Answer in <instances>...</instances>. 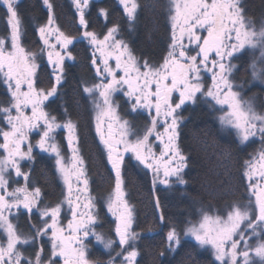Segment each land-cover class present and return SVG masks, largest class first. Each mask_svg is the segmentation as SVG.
Instances as JSON below:
<instances>
[{
	"label": "snow or ice",
	"instance_id": "1",
	"mask_svg": "<svg viewBox=\"0 0 264 264\" xmlns=\"http://www.w3.org/2000/svg\"><path fill=\"white\" fill-rule=\"evenodd\" d=\"M72 2L83 29L82 39L94 49L92 65L101 81L92 86L85 85L83 91L92 98L96 133L115 174L114 191L108 197L106 207L115 217L114 231L118 240L95 230L98 217L93 211V198L89 195L87 202L81 203L89 181L77 125L71 119L60 123L56 116L46 111L60 96L65 60L73 59L69 46L73 45L74 38L53 27V4L43 0L48 17L46 25L38 27L37 31L43 42L41 57L46 52L54 82L50 89L39 88L37 55L27 52L21 44L18 0H0L9 27L8 37L0 38V85L6 87L11 97L8 106H0V121L7 125V129L0 127V264H90L86 241L91 239L109 254L107 264H117L121 257L119 264H138L139 253L134 242L140 238V233L133 231V209L124 191L122 166L125 154L130 153L139 165L152 172L154 187L157 184L165 188L173 187V183L185 185L187 158L178 144L181 127L187 120L182 113L189 105H197L201 98L213 111L220 113L217 120L222 128L235 130L241 144L257 135L264 141V114L241 98L240 92L234 90L238 86L232 80L238 70L233 61L241 59L249 49H260V62L264 65V24L257 30L246 18L240 0H169L170 42L162 63H153L150 56H137L129 42L116 39L118 26L109 28L100 39L88 30L86 10L90 0ZM119 3L131 32L138 4L136 0H119ZM99 15L106 17L107 10L100 9ZM52 36L56 37V44L51 42ZM110 59L115 60V67L110 64ZM250 68L253 79L264 83V67L258 68L253 61ZM209 73L212 83L206 86V74ZM118 91L127 97L131 106L129 114L148 112L150 125L142 136L133 132L130 122L120 117L117 107L113 106L112 95ZM29 108L30 115L25 111ZM114 126H118L116 131ZM57 129L67 133L70 164L65 162L61 146L56 142ZM33 132L39 135L35 145L30 140ZM153 135L162 145L159 155L150 142ZM133 136L136 138L132 139ZM23 145H27L26 150ZM34 149L55 158L57 172L67 190L64 201L56 206H40L41 189L33 186L30 171H23V162H34ZM259 160L264 162V150L259 153ZM245 169L242 179L249 181L250 192L247 203L229 204L226 216L212 215L201 208L200 220L189 222L184 228V235L191 237L196 245L212 250L217 264H255L254 257L264 264V163L260 164L259 179L255 183L256 166L247 163ZM12 173L16 178H23L22 186L11 188ZM14 182L19 184L18 179ZM64 203L73 217L68 223L67 234L59 221ZM156 207L160 208L158 199ZM24 215L30 229L26 234L19 229L18 223L13 222V218ZM37 215L39 220L33 223V217ZM160 220L164 221L162 213ZM49 231L51 252L47 260L42 245L34 255L26 256L21 247L34 246L37 239L43 240ZM166 240L169 250L174 251L179 246L180 233L176 225L169 228ZM117 246L120 251L111 255Z\"/></svg>",
	"mask_w": 264,
	"mask_h": 264
},
{
	"label": "trees",
	"instance_id": "2",
	"mask_svg": "<svg viewBox=\"0 0 264 264\" xmlns=\"http://www.w3.org/2000/svg\"><path fill=\"white\" fill-rule=\"evenodd\" d=\"M53 4V16L56 28L58 27L65 35L73 37L75 44L70 47L72 62L68 68V80L60 88L62 97H65L66 90L69 88L75 116L78 118L80 126L81 148L83 156L88 159V164L93 175L88 178L91 184V193L89 194L95 203L97 220V232H102L106 237L114 238V222L105 212L106 198L112 190L115 176L109 173V168L103 162L100 153L101 147L92 137V129L88 124V118L84 115V105L81 104V86L92 85L96 82V75L84 61V55L81 44H88V41L82 40V29H80L78 19L68 7L71 3L68 0H50ZM258 4L261 7L264 0L254 1L253 6ZM261 3V4H260ZM43 0H22L17 3V9L22 21V39L21 44L29 51L37 52L39 63L42 65L41 44L37 38V29L46 25L48 10L45 8ZM86 19L89 21L88 30L91 28V18L86 13ZM155 21V19H154ZM151 17L147 20L144 30L141 32L142 47L155 50L156 25ZM6 11L0 8V30L7 28ZM32 24V27H31ZM32 28V30H31ZM80 41V42H79ZM79 42V43H76ZM85 51H88L84 47ZM42 67V66H41ZM41 85L43 89L51 88L50 75L47 69L41 68L39 71ZM6 87L0 85V106H8L10 97L6 96ZM49 104V109L51 108ZM66 118V117H65ZM189 129L192 132L189 143L182 138L186 147L191 148V152L186 154L189 158L191 167L184 169V179L187 183L183 186L173 183V187L165 188L151 184V177L146 171L136 175L130 172L131 166L138 169L136 163L130 164L128 168L122 166V175L124 179V191L129 205L135 212V225L133 231L140 233V238L134 242L138 251V264H212L209 253L200 251L191 241H181L179 246L169 254L165 250L167 232L172 225L177 226L179 233L185 223L195 221L201 214L200 209L215 215H223L228 205L242 198L243 185L241 184L240 167L237 160L246 156L248 146L241 147L239 144L231 147L227 142L216 139L213 127L205 119L192 120ZM225 137V133L223 134ZM230 140V137H229ZM38 161L44 160L40 166L41 180L43 176L49 174L52 176L49 167L51 160L45 155L36 158ZM46 163V164H45ZM130 167V168H129ZM157 199L160 202V208L157 209ZM104 200V201H103ZM220 207H225L224 213ZM164 216L161 222L160 215ZM151 230V231H149ZM130 250V248H128ZM120 251L117 246L115 252ZM87 256H90L94 262L107 264L109 254L105 252L102 255L100 246L88 242Z\"/></svg>",
	"mask_w": 264,
	"mask_h": 264
},
{
	"label": "flooded vegetation",
	"instance_id": "3",
	"mask_svg": "<svg viewBox=\"0 0 264 264\" xmlns=\"http://www.w3.org/2000/svg\"><path fill=\"white\" fill-rule=\"evenodd\" d=\"M22 0H18V3L21 2ZM254 1H259V0H254ZM138 4L137 12H136V21L133 30L130 32L129 31V22L123 12V6L119 3V0H90V6L86 10V13L89 14V17L91 18L90 24L92 25L91 28L93 32H95L99 38L103 39V36L107 34V31L109 28L113 26H118V33L116 35V39H122L125 40L126 42H129L131 46L135 50V54L137 56H150L153 63H162L164 56L167 54L168 50V44L170 42V25H169V20H168V2L169 0H136ZM241 8L243 9L245 16L247 19L252 21L253 26L259 30L260 29V22L264 24V4L261 5V7L258 6L259 3L253 4V0H240ZM261 4V3H260ZM3 8V7H0ZM70 11H72L76 18L78 19L76 9L72 8L71 6L68 7ZM4 9V8H3ZM100 9H106L107 10V16H101L99 15V10ZM5 10V9H4ZM153 18V21L155 19V35L156 40L155 44L157 42V45L155 46V50H151L147 47H142V37H141V32L145 28V24L147 20L150 18ZM7 21V18H6ZM7 28L4 31L0 30V38H5L8 37L9 35V28L8 24ZM32 27V24H31ZM82 29V28H80ZM32 30V28H31ZM83 32V29H82ZM37 33V32H36ZM82 39V37H81ZM83 40V39H82ZM74 40V43L75 44ZM80 42V41H79ZM76 42V43H79ZM82 45V51L84 55V61H86L87 65L90 67L91 71L95 73L96 75V70L95 67L92 65V53L94 51L93 48L89 46V44H81ZM73 46L70 45L69 48ZM84 47L88 51L83 50ZM27 50V49H26ZM29 53H34L37 55V60L36 63L38 65L37 69V86L39 88H42L41 85V79H40V74L39 71L41 68L47 69L48 74L50 75V82L51 84L54 82V78L51 77V66L48 65L47 63V56L44 54L42 56V65L39 63V57L38 53L32 52V51H27ZM41 52V51H40ZM260 49H255L252 50L249 49L244 52L243 56L239 60H234L233 63L238 65V70L234 72L232 76V80L234 85H237L234 90L240 92L241 98L244 101L250 102L254 109L261 114H264V83H261L260 80H255L254 82H251L252 80V75H251V68L250 65L252 64L253 61L257 63V67H264V65L261 64L260 62ZM96 58L99 60V52L96 53ZM110 64L115 67V60L110 59ZM71 62H66L65 61V73H64V81L63 85L66 84V80H68V68L71 65ZM42 66V67H41ZM100 67L102 68L103 65L101 64ZM99 78L96 76V82L99 83ZM65 83V84H64ZM212 83L211 81V74H206V79H205V84L206 86H210ZM84 85L81 86V104L84 105V115L88 118V124L91 126L90 122V110H89V104H88V96L84 93L83 91ZM63 90V88L61 87ZM70 90L69 88L66 90V96L62 97V93H60V96L55 100V102L52 103L51 108L49 109V106L46 108V111L50 112L52 115L56 116L58 120L60 119L61 116H68L69 119H71L76 125H77V134L80 140L81 144V137H80V126H79V121L78 118L75 116L74 112V105L72 102L71 94H69ZM112 102L115 104L117 107V112L120 117L123 119H126L130 122L131 127L134 129V131L142 135L144 133V130L146 127L150 125V119L148 116V112L145 110L142 115H136L135 113H130L131 111V106L129 103H127V97L123 95L122 91H118L112 95ZM47 103V102H46ZM214 103V102H213ZM63 105V106H61ZM219 107V106H217ZM65 108L67 109V115H65ZM226 109V106H225ZM29 109L27 110V112ZM184 117L187 118L186 122L183 124L180 130V136L178 139V144L179 147L181 148V151L183 155L187 158L186 154L191 152V148L189 146L186 147L185 143H183L182 138L185 139L186 143L190 141V137L192 135L191 130L189 129V126L191 125L192 120L195 119H205L208 120V122L211 124L213 127V130L215 131V137L217 140L222 141V142H227L228 144L231 145L232 148L236 150L234 146H237L238 143L237 141H234V138L232 135L230 136H225L224 137V131L219 128L218 121L216 120L217 117L220 115L219 112L213 111L212 108L209 106L208 103H205L203 98L198 102L197 105H189L188 109L182 113ZM162 124V121H161ZM92 129V126H91ZM159 130L162 132L163 127H159ZM115 131V129H114ZM143 132V133H142ZM138 134V135H139ZM96 137V136H95ZM230 137V140H229ZM96 140L100 146V142L96 137ZM150 140L153 141L152 147L153 150L156 152L157 155H159V152L161 150L162 145H160L159 141L155 139V136L153 135ZM261 144V138L255 140L254 137L251 139V142L248 144V151L249 154H252V162L254 160H257V162H253V164L256 166L257 172L256 176L254 178V181L259 179V171H260V164L264 163L259 160V152L262 151L259 149V146L257 147V144ZM263 144V143H262ZM261 144V145H262ZM82 145V144H81ZM154 145V146H153ZM234 145V146H233ZM101 147V153L100 156L105 163V166L109 168V173H112L114 176V172H112L111 165L107 161V154H104L103 147ZM82 149V156H83V148ZM259 149V150H258ZM43 154H38L36 153L35 160L34 162H23V171L29 172L31 175V182L34 187H39L41 189V207L44 205H49V206H56V204L60 203L61 201H64L65 196L67 194L66 189L62 188L60 181L57 179V174L53 170V161L51 160V165L49 171H51V175L46 174L44 179L41 180V176H39L40 171V166L44 164V160L38 161L36 158L41 156ZM255 157V158H254ZM84 159V167H85V172L87 179L93 175L91 172V169L88 164V159L83 156ZM132 163H136L138 166V169H135V166H131L130 172L132 169V172L136 175H139L140 172L145 171L146 169L142 166L139 165L138 162H136L131 156L125 154V161L123 166L128 168V165L130 164V161ZM238 165L240 166L242 164L241 160H237ZM46 164V163H45ZM191 167V164L189 163V158H187V167ZM185 168V169H186ZM131 172V173H132ZM240 173V172H239ZM241 175V173H240ZM19 180V184L15 183L14 181ZM88 191L87 195L91 193V184L90 180H88ZM10 183H11V188H15L17 186H22L24 184L23 178H16L15 174L12 173L10 177ZM81 187H83L81 185ZM15 211V210H13ZM78 211H81L79 209ZM83 211V209H82ZM73 219L71 211L68 209L67 203H64L61 216L59 218L60 221V226L65 229V234H67V226L69 221ZM39 220V216L33 217V223L37 222ZM14 223L19 224V229L23 233H28L30 231L29 229V223L27 221V216H20L19 218H13ZM50 222V221H49ZM97 226V224H96ZM95 226V228H96ZM97 230V228H96ZM33 235L35 234L34 231L32 233ZM51 235V232L49 231L48 236H45L43 240L37 239V242L34 246H27V247H21V250L24 252V254L27 255H34L35 250L39 249L41 245L45 249V260H47L48 255H50L51 248H50V242H49V237ZM2 238V237H0ZM166 241V238H165ZM167 242V241H166ZM87 244V241H86ZM88 249V245H87ZM102 252V251H101ZM103 260V259H102ZM101 260V261H102Z\"/></svg>",
	"mask_w": 264,
	"mask_h": 264
},
{
	"label": "rangeland",
	"instance_id": "4",
	"mask_svg": "<svg viewBox=\"0 0 264 264\" xmlns=\"http://www.w3.org/2000/svg\"><path fill=\"white\" fill-rule=\"evenodd\" d=\"M68 2L69 3H71V7L72 8H74L75 9V7H74V5H73V2H72V0H68ZM46 8V7H45ZM6 11V10H5ZM75 15V14H74ZM6 18H7V16H6ZM260 26L262 25V22H260V24H259ZM53 27L54 28H56V25H55V22H54V25H53ZM9 28V27H8ZM37 38L39 39V42H40V44H41V48H40V51H41V49L43 48V42L40 40V37H39V33H38V31H37ZM101 39H102V37H101ZM50 40H51V42L53 43V44H56L57 43V41H56V37L55 36H52V37H50ZM10 46V45H9ZM25 49H27V48H25ZM57 50H59V49H57ZM252 50V49H251ZM26 51H28V49L26 50ZM33 51V50H32ZM252 53H253V50H252ZM44 54H46V52L44 53ZM44 56V55H43ZM47 56V55H46ZM66 62H71L72 61V59H66L65 60ZM251 75H252V73H251ZM255 80L252 78V80H251V82H254ZM99 82H101L100 80H99ZM93 85V84H92ZM92 85H88V86H92ZM50 89V88H49ZM6 93H7V97L9 96L10 97V95L8 94V92H7V89H6ZM86 94V93H85ZM114 94V93H113ZM87 95V94H86ZM88 96V95H87ZM97 98H99L98 97V93H97ZM10 100H11V97H10ZM88 104L90 105L89 106V110H90V122H91V126H92V137H94L95 138V140H96V137H97V139L99 140V142H100V139H99V137H98V135H97V133H96V120H95V117H96V111H95V108H94V105H93V103H92V98L91 97H89L88 96ZM113 106H115V104L113 103ZM116 107V106H115ZM27 110L28 109H26L25 111H26V113L28 114V115H30L31 114V109L29 108V111L27 112ZM13 115H15V112H14V110H13ZM69 118H68V116H66V118L64 117V116H61L60 117V119L58 120V122H60V123H63L65 120H68ZM217 120V119H216ZM218 121V120H217ZM218 125H219V128L221 129V130H223L224 132L223 133H225V136H230V135H232L233 136V138H234V141H237V143L241 146V147H246V146H248V144L251 142V139H253V138H250V140L247 142V143H245V144H241L240 142H239V140H238V138H237V135H236V132H235V130H233V129H230V128H228V129H226V128H222L221 127V125L219 124V122H218ZM0 127H3V128H5V129H7V125L6 124H4L2 121H0ZM107 128V125L105 124V129ZM118 128V126H114V129H115V131H116V129ZM132 130H133V132H135L134 131V129L132 128ZM145 131V130H144ZM136 133V132H135ZM143 133V132H142ZM137 134H139V133H137ZM144 134V133H143ZM142 134V135H143ZM66 135H67V133H66V131L64 130V129H57V131H56V133H55V138H56V142L61 146V151H62V155L64 156V158H65V162L66 163H69L70 164V162H71V152L69 151V149H68V144H67V140H66ZM140 135V134H139ZM142 135H140V136H142ZM96 136V137H95ZM136 137L135 136H133L132 137V139H135ZM151 138V137H150ZM259 138H261L259 135H257L256 137H254V139L255 140H257V139H259ZM30 140H31V143L33 144V145H35L36 144V142L39 140V135H37L35 132H33L31 135H30ZM97 141V140H96ZM150 142H151V145L153 144V141L152 140H150ZM263 143V144H262ZM262 144V145H261ZM261 144H260V142H259V144H257V147H258V145H260L259 146V149H261V150H264V141H262L261 140ZM100 146H102L103 147V145L101 144V142H100ZM154 146V145H153ZM26 147H27V145H23L22 146V148H24V150H26ZM258 149V150H259ZM103 151H104V154L106 153V150L104 149V147H103ZM34 152L35 153H38V154H43V155H45V156H47V157H49L50 158V160H52L53 161V170L56 172V176H57V179H58V181H60V184H61V186H62V188H65L66 189V187H65V185H64V183H63V180H62V178L60 177V175L58 174V172H57V169H56V165H55V158H54V156H49L47 153H40L39 152V149H34ZM261 152V151H260ZM259 152V153H260ZM127 155H129V156H131V154L130 153H127ZM255 158V157H254ZM252 160H253V158H252V154H249V152H247V154H246V156L245 157H243L242 158V164H241V167H240V173H241V184L243 185L242 187H243V191H242V194H243V196H242V198H239L238 199V201H235V202H244V203H247V201H248V199H249V197H250V192L248 191V184H249V181L247 180V178H243L242 179V177H243V173H244V171L246 170L245 169V166H246V164L247 163H252L253 164V162H257V160H254L253 162H252ZM146 172H147V174H148V176L149 177H151V184H153V175H152V172L151 171H149V170H145ZM253 183H255V181L253 180ZM177 185H179V184H177ZM73 186L75 187V182H73ZM157 186H160V187H164L163 185H159V184H157ZM114 187H115V181H114V183H113V186H112V190H111V192H110V194L108 195V197L113 193V191H114ZM66 192H67V190H66ZM87 194L86 193H84L82 196H81V203H85V202H87V200H86V198H87ZM108 197L106 198V202H107V199H108ZM253 199V201H254V197L252 198ZM104 201V200H103ZM128 201V200H127ZM129 203V202H128ZM131 207H132V205H130ZM68 209H69V207H68ZM95 210H96V208H94ZM94 209H93V211H94ZM133 209V208H132ZM220 210L224 213V211L226 210L225 209V207H220ZM228 210L229 209H227V211L223 214L224 216H226V214H227V212H228ZM70 211V210H69ZM81 211H82V209H81ZM83 211H86V210H84L83 209ZM105 212L110 216V218L113 220V222H114V226H113V234H114V239H117L118 240V238H116L115 237V231H114V229H115V217H113L112 215H111V213H109L108 211H107V207H106V203H105ZM207 212V211H206ZM210 214H212V215H215L214 213H210ZM133 218L135 219V212H134V210H133ZM200 218H201V214H199L197 217H196V219H195V221H193V222H191V223H197L199 220H200ZM189 223V222H188ZM188 223H185V225L181 228V230H182V232L180 233V242L181 241H186V240H189V241H191L200 251H203V252H207V253H209V256H210V260L212 261V264H217V262H215V260H214V256H213V253H212V250L210 249V248H207V249H204V248H200L198 245H196V243H195V241L191 238V237H186L185 235H184V228L188 225ZM134 225H135V221L133 220V228H134ZM136 232V231H135ZM138 233V232H137ZM141 236V235H140ZM167 241V240H166ZM253 244H255V240H252L251 241ZM91 243L93 244V245H96V246H100V249H101V251H102V255H103V253L105 252L107 255H108V253L106 252V251H104L103 250V248H102V246L101 245H97L96 244V242H95V240L94 239H91ZM87 245H88V242H87ZM175 248H177V246L175 247ZM88 250V249H87ZM130 250H131V248H130ZM129 250V251H130ZM165 250L169 253V254H172V252L171 251H173V250H169L168 249V244L166 243V245H165ZM113 256H115V254H113ZM88 257V259H89V261H90V264H97L96 262H94L93 261V259L90 257V256H87ZM119 259H122V257L121 258H119ZM119 259L117 260V264H119ZM254 260H255V264H260V261H259V258H257V257H254ZM101 264H104V262H103V260L101 261Z\"/></svg>",
	"mask_w": 264,
	"mask_h": 264
}]
</instances>
